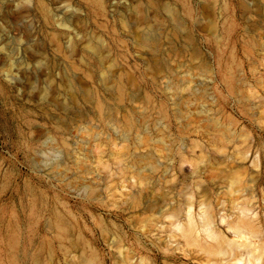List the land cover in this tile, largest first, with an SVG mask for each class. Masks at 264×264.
<instances>
[{
  "label": "rangeland",
  "instance_id": "374dc122",
  "mask_svg": "<svg viewBox=\"0 0 264 264\" xmlns=\"http://www.w3.org/2000/svg\"><path fill=\"white\" fill-rule=\"evenodd\" d=\"M156 1L0 0V264H205L159 212L264 205V0Z\"/></svg>",
  "mask_w": 264,
  "mask_h": 264
},
{
  "label": "bare ground",
  "instance_id": "6f19581e",
  "mask_svg": "<svg viewBox=\"0 0 264 264\" xmlns=\"http://www.w3.org/2000/svg\"><path fill=\"white\" fill-rule=\"evenodd\" d=\"M88 1L106 13L107 0ZM147 5L158 7L156 0H147ZM25 10L30 9L27 7ZM138 10L136 8L135 12ZM174 18L172 20L176 22ZM67 23L66 19L60 24L67 27ZM148 41L140 44L152 47ZM87 48L103 59V48L99 44L91 43ZM0 51L3 48L0 47ZM237 183L238 187L218 195L217 204L205 191H188L183 193V202L173 199L164 211L159 212V219L164 214L169 219L166 250L185 256L192 249L205 257V264H264V205L253 187L242 189L239 186L241 181ZM223 195L230 201L223 199ZM262 196L264 200V194ZM148 261L142 258L140 264H149Z\"/></svg>",
  "mask_w": 264,
  "mask_h": 264
}]
</instances>
